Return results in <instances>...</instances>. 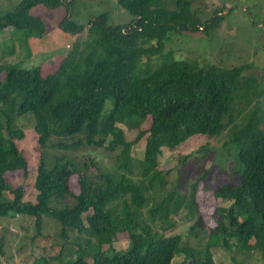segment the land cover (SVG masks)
<instances>
[{
    "label": "trees",
    "instance_id": "obj_1",
    "mask_svg": "<svg viewBox=\"0 0 264 264\" xmlns=\"http://www.w3.org/2000/svg\"><path fill=\"white\" fill-rule=\"evenodd\" d=\"M73 2L24 0L0 19V32L18 28L28 37L42 38L45 22L31 10L44 5L65 8L60 28L81 34L84 27L71 21ZM119 3L135 21L110 26L106 14L95 17L88 22L86 39L72 45L53 70L1 67L0 219L10 214L32 217L40 234L47 216L60 224L65 239L68 231L85 235L86 247L78 243L76 258H69V264H172L178 254L184 255L178 264H216L211 249L220 243L231 247L232 241L243 250L259 251L264 259L262 117L257 111L246 116L245 109L238 113L234 109L236 98L250 105L257 79L244 77L245 65L203 67L166 52L170 33L209 32L218 28L222 11L209 24H202L190 0H175V10H169L163 0ZM28 114L34 118L41 148L35 202L25 200V187L10 184L13 175L27 177L30 171L27 153L17 146L26 134L13 122ZM241 117L244 124H237ZM146 122L149 126L141 129ZM120 125L140 130L137 138L129 141ZM225 132L236 150L240 183L214 191L215 198L231 205L219 210L222 221L212 229L215 233L208 234L204 246L184 245L180 235L168 232L177 228L173 217L181 210L188 208L191 215L198 212L195 195L187 199L167 191L160 156L163 149H175L192 137L216 138ZM79 136L84 142H65ZM144 137V158L136 159L134 145ZM81 143L116 153V169L104 171L92 158L89 165H79L65 154L48 162L49 144L69 149ZM87 166L95 168V173L88 174ZM73 175L77 176L76 194L69 192ZM68 196L72 205L53 206L66 202ZM198 218L191 229L196 234L205 232ZM119 240H129V246L117 249L114 243ZM28 264L46 263L37 258Z\"/></svg>",
    "mask_w": 264,
    "mask_h": 264
},
{
    "label": "rangeland",
    "instance_id": "obj_2",
    "mask_svg": "<svg viewBox=\"0 0 264 264\" xmlns=\"http://www.w3.org/2000/svg\"><path fill=\"white\" fill-rule=\"evenodd\" d=\"M24 0H0V19L13 11ZM193 11L198 14L202 24H209L215 13L222 11L223 19L218 28L209 32H172L166 43V52L171 51L178 60L195 61L199 66L219 65L234 67L245 65L244 77L254 76L256 81L255 95L251 97L250 105L238 98L234 103L236 113L243 114L257 111L262 117L264 130V0H190ZM169 10H175V0H163ZM31 14L40 16L47 31L42 38L28 37L27 32L18 28H6L0 32V76H3V65H17L24 68L44 66V71H51L58 66L61 58L68 55L72 45L78 40L86 39L88 22L95 17L106 14L108 25H129L135 17L120 5L119 0H74L72 17L76 25L83 26L81 34L65 32L60 23L66 15L65 8L51 9L39 5L31 10ZM108 103H111L110 101ZM111 105H107V109ZM14 126L25 132L24 140L17 146L24 150L30 161V171L27 177L15 174L10 179L13 187L22 185L27 190L25 200L35 202L37 191L34 188L41 148L37 142L34 130L35 122L31 114L14 119ZM244 124L243 118L236 121ZM149 124H142L145 130ZM127 134L129 141H134L140 130H132L126 125H120ZM84 142L82 136L65 142ZM61 140L55 139L54 142ZM146 137L134 145L133 154L136 159L145 155ZM205 147V149H200ZM199 150V151H198ZM47 160L51 162L55 155L65 154L79 165L84 162L89 165V158L104 171L116 169V153L104 148L90 149L84 143L69 149L49 144L46 148ZM236 150L230 141L228 132L220 137L208 138L195 136L175 149H163L160 156V169L165 172L167 191H176L187 199L194 196L198 212L191 215L188 208L181 210L173 217L177 228L168 232L169 235H180L184 245L202 248L208 234L215 233L212 229L222 221L219 210L227 208L231 202L217 199L214 191L225 184L239 185L237 173ZM87 173H95V168L87 166ZM77 176L69 179V192L77 193ZM6 196H9L7 193ZM73 204V199L62 204L53 203L57 208ZM199 216V218H198ZM85 217V216H84ZM197 218L199 227L205 232H192ZM43 228L37 232L35 219L27 216L8 215L0 219V264H28L35 259H42L46 264H69V258H76L77 244L86 247L85 235L67 232L68 238L62 235V228L54 219L44 216ZM91 242L95 240L90 239ZM77 242V243H76ZM231 247L220 243L212 248L216 264H264L259 251L243 250L232 241ZM129 240L115 241L117 249L129 246ZM91 247V246H90ZM89 247V248H90ZM88 248V249H89ZM72 251V254L69 251ZM45 259V260H44ZM184 259L178 254L172 264H178Z\"/></svg>",
    "mask_w": 264,
    "mask_h": 264
}]
</instances>
